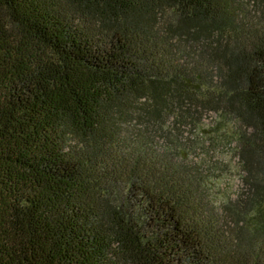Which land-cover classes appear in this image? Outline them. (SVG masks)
Instances as JSON below:
<instances>
[{"label": "trees", "instance_id": "obj_1", "mask_svg": "<svg viewBox=\"0 0 264 264\" xmlns=\"http://www.w3.org/2000/svg\"><path fill=\"white\" fill-rule=\"evenodd\" d=\"M206 112L238 125L219 205ZM0 264H264V0H0Z\"/></svg>", "mask_w": 264, "mask_h": 264}, {"label": "rangeland", "instance_id": "obj_2", "mask_svg": "<svg viewBox=\"0 0 264 264\" xmlns=\"http://www.w3.org/2000/svg\"><path fill=\"white\" fill-rule=\"evenodd\" d=\"M237 128L236 122L223 121L212 112L203 113L196 125L183 128L185 153L207 176L206 188L216 205L237 200L241 194L242 173L234 141Z\"/></svg>", "mask_w": 264, "mask_h": 264}]
</instances>
